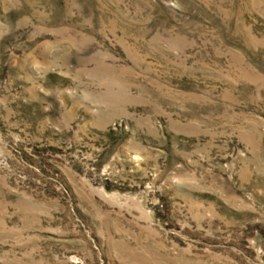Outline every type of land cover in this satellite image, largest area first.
Returning a JSON list of instances; mask_svg holds the SVG:
<instances>
[{"label": "rangeland", "instance_id": "obj_1", "mask_svg": "<svg viewBox=\"0 0 264 264\" xmlns=\"http://www.w3.org/2000/svg\"><path fill=\"white\" fill-rule=\"evenodd\" d=\"M0 264H264V0H0Z\"/></svg>", "mask_w": 264, "mask_h": 264}]
</instances>
